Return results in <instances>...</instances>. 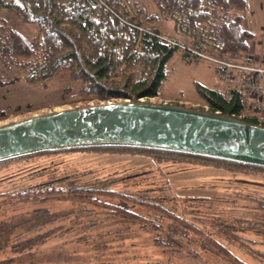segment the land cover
Returning a JSON list of instances; mask_svg holds the SVG:
<instances>
[{
    "label": "rangeland",
    "instance_id": "rangeland-1",
    "mask_svg": "<svg viewBox=\"0 0 264 264\" xmlns=\"http://www.w3.org/2000/svg\"><path fill=\"white\" fill-rule=\"evenodd\" d=\"M131 1L158 14L156 26L161 32L189 46L190 38L174 32L171 22L163 19L152 0ZM136 5L132 8L137 9ZM1 15L23 34L32 35L37 30L36 24L21 22L7 9ZM242 15L243 27L252 33L247 52H264V0H247ZM181 55V51L176 52L166 62L167 75L160 95L144 97L142 101L207 108L200 101L195 81L219 88L222 75L207 59L187 60ZM76 90L77 84L69 83L66 74L57 75L46 86L22 79L2 85L0 125L97 103L96 99L76 100ZM246 110L245 117H254ZM69 180L131 191L163 203L248 264H264L260 254L264 253V236L251 230V225L257 227L264 222V216L246 198L264 199V177L259 173H230L191 159L157 163L145 152L96 149L42 153L0 165V194L45 182L66 185ZM136 210L148 213L146 216L155 219L163 230L111 224L106 212L89 204L53 200L2 204L0 264H228L203 249L202 239L179 224L157 219L143 208Z\"/></svg>",
    "mask_w": 264,
    "mask_h": 264
},
{
    "label": "trees",
    "instance_id": "trees-1",
    "mask_svg": "<svg viewBox=\"0 0 264 264\" xmlns=\"http://www.w3.org/2000/svg\"><path fill=\"white\" fill-rule=\"evenodd\" d=\"M152 1L163 19L171 22L174 32L190 38L189 47L227 60H236L248 51L252 33L242 25V11L247 6V0ZM135 5L131 0H0V86L16 79L46 86L57 75L66 74L69 83L77 84L76 100L96 99L100 103L114 99L141 101L144 97L159 96L167 75L165 65L172 55L181 51L184 59L194 57L181 50L184 43L161 32L156 26L160 21L158 14L137 5V9H133ZM4 9L14 13L23 23L36 24L35 33L26 35L9 25L1 15ZM195 89L207 108L193 109L264 126V120L260 121L257 114L249 118L238 116L247 111L241 93L233 91L226 96L222 88L208 87L197 81ZM87 149L136 154L145 152L157 163L191 159L230 173H259L264 177V166L261 165L162 148L125 145L47 150L2 159L0 165L30 155ZM246 198L264 216V199ZM52 200L89 204L106 212L111 224L140 225L149 231L161 232V224L155 222L154 218H148V213L145 215L136 210L143 208L152 212L157 219L171 220L199 236L203 249L221 257L228 264H248L203 229L175 215L163 203L140 197L131 191L69 180L66 185L45 182L37 187H24L0 194V205L12 201L45 203ZM255 226L251 225V230L264 236V222ZM169 237L174 240L171 234ZM260 254L264 256V253Z\"/></svg>",
    "mask_w": 264,
    "mask_h": 264
},
{
    "label": "water",
    "instance_id": "water-1",
    "mask_svg": "<svg viewBox=\"0 0 264 264\" xmlns=\"http://www.w3.org/2000/svg\"><path fill=\"white\" fill-rule=\"evenodd\" d=\"M97 145L155 147L264 166V126L142 99L63 108L0 125V160Z\"/></svg>",
    "mask_w": 264,
    "mask_h": 264
},
{
    "label": "built area",
    "instance_id": "built-area-1",
    "mask_svg": "<svg viewBox=\"0 0 264 264\" xmlns=\"http://www.w3.org/2000/svg\"><path fill=\"white\" fill-rule=\"evenodd\" d=\"M181 47L194 58L214 63L222 75L224 95L229 96L233 91L241 93L245 108L264 120V52H245L236 60H227L189 46ZM238 116L245 117V114L242 112Z\"/></svg>",
    "mask_w": 264,
    "mask_h": 264
},
{
    "label": "crops",
    "instance_id": "crops-1",
    "mask_svg": "<svg viewBox=\"0 0 264 264\" xmlns=\"http://www.w3.org/2000/svg\"><path fill=\"white\" fill-rule=\"evenodd\" d=\"M222 86H223V84H222L221 87H219V88H222Z\"/></svg>",
    "mask_w": 264,
    "mask_h": 264
}]
</instances>
